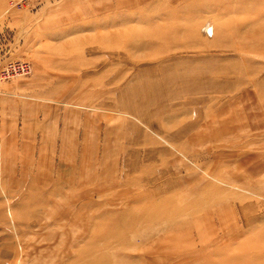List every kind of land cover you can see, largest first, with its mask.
<instances>
[{"label": "rangeland", "instance_id": "1", "mask_svg": "<svg viewBox=\"0 0 264 264\" xmlns=\"http://www.w3.org/2000/svg\"><path fill=\"white\" fill-rule=\"evenodd\" d=\"M7 4L0 264H264V0Z\"/></svg>", "mask_w": 264, "mask_h": 264}, {"label": "bare ground", "instance_id": "2", "mask_svg": "<svg viewBox=\"0 0 264 264\" xmlns=\"http://www.w3.org/2000/svg\"><path fill=\"white\" fill-rule=\"evenodd\" d=\"M8 2H9V0H8ZM9 9H10V5L7 4L5 11H7ZM106 36H107L106 37L107 40L106 39L104 40V41H106V43H102V45H103L102 47L104 49H107L104 52L105 56H107L111 59H117L119 64L122 62H125L126 64L130 63V64L134 65L137 68V71H138L137 74L144 76V77L141 76V78L143 80H140L136 84H133L132 86H130V88L127 90L128 93L139 95L142 93H147L153 87L154 88L160 87V86H163L165 84V83H163V81H164L163 77L154 76L155 80L156 79L157 80L154 81V83H152V84H151V82L149 83V82H147L146 79H144V78H146V76L147 77L152 76V75H155V73H157L156 66L163 62L162 59H159V58L151 59L150 58L149 60H147L148 58H142L141 56L137 57L138 59H134L133 55H130V53L127 52L125 49V47H127V46L135 45L136 42L134 43L133 39L128 38V36L126 34H123V36H122V34H120V32H118V31H109ZM159 40H161L160 36L154 35L153 37H151L149 39H145L143 41L142 45H151V43H154V42L159 41ZM138 43L136 46L139 47L140 44H138ZM141 61L146 62L145 63L146 65L144 67L138 65ZM182 73L180 72L178 74L181 75ZM175 74H176V72H175ZM121 75L123 77V74H121ZM122 77H119V78H122Z\"/></svg>", "mask_w": 264, "mask_h": 264}, {"label": "built area", "instance_id": "3", "mask_svg": "<svg viewBox=\"0 0 264 264\" xmlns=\"http://www.w3.org/2000/svg\"><path fill=\"white\" fill-rule=\"evenodd\" d=\"M22 0H9V5L11 3H21ZM28 64L25 61L17 60L7 62L3 68L0 70V78L10 77L16 74H22L27 71Z\"/></svg>", "mask_w": 264, "mask_h": 264}]
</instances>
